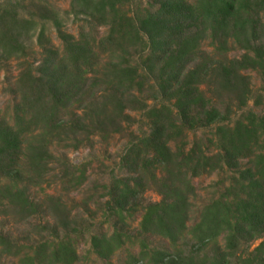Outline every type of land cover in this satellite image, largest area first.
Segmentation results:
<instances>
[{"label": "trees", "instance_id": "16d2710c", "mask_svg": "<svg viewBox=\"0 0 264 264\" xmlns=\"http://www.w3.org/2000/svg\"><path fill=\"white\" fill-rule=\"evenodd\" d=\"M152 1L153 9L130 17L121 10V0H74L77 14L108 26L99 40L66 34L56 12L41 7L39 18L52 22L63 49L44 46L41 28L37 41L43 61L36 74L31 66L21 69L13 116L0 112V209L19 223L32 220L39 210L27 187L43 183L62 161L50 147L100 133L130 103L145 110L150 132L127 150L123 159L136 176L112 182L109 205L120 217L141 208L140 233L167 239L172 248L151 249L140 241L133 263L264 264V94L254 102L260 114L246 109L254 98L244 73L264 75V0ZM16 11L11 3L0 11V49L6 59L25 52L23 44L36 26ZM206 40L211 53L200 48ZM130 48L142 54L136 65L126 58ZM234 48L242 54L228 58ZM146 92L162 98L161 104L148 108L140 98ZM213 127L212 154L200 142L187 148L188 132ZM244 159L251 167L240 168ZM63 163L72 170L64 169L62 178L81 186L85 172ZM222 170L233 174L231 185L189 226L192 179ZM150 189L160 201L141 206ZM51 207L53 215L67 221L59 202ZM31 226L41 232L47 228ZM188 239L195 250L186 253L180 242ZM125 242L124 234L115 233L93 236L91 245L108 259ZM0 254L18 258L19 264L78 261L70 235L19 245L0 234Z\"/></svg>", "mask_w": 264, "mask_h": 264}, {"label": "rangeland", "instance_id": "374dc122", "mask_svg": "<svg viewBox=\"0 0 264 264\" xmlns=\"http://www.w3.org/2000/svg\"><path fill=\"white\" fill-rule=\"evenodd\" d=\"M5 3H11L15 7L19 19L33 18L36 21L35 28L29 32L23 44L25 52L20 53L19 58L6 59L0 49V112L8 119L13 116L15 104L19 99L16 88L21 69L31 66L36 74V69L43 61L42 48L37 41L40 29L44 28L45 31V38L42 41L44 46H54L60 51L63 49V44L52 22L39 18L42 6L55 11L59 20L62 21L63 31L75 38L82 36L86 39L94 37L99 40L107 33L108 26H101L97 20L77 14L73 9L74 0H0V11ZM152 5V0H125L124 4L121 0L120 6L123 12L133 17L143 14L148 9H153ZM200 48L206 53L213 51L210 41L207 40L202 42ZM128 53L126 58L129 63L136 65L142 55L141 52L130 48ZM241 54L242 51L234 48L227 55L228 58H236ZM244 73L249 77L254 98L248 102L246 109L260 114L261 107L255 106L254 102L257 95L264 94V75L254 70ZM140 98L145 101L148 108L160 105L162 101V98L153 99L148 92L140 95ZM124 107V112H121L120 116L114 120L115 122H109L100 127L102 130L100 133L90 134L87 138L80 137L78 140L55 142L50 147L52 155L62 161L55 163V168L46 176L43 183L36 186L30 185L26 189L27 196L38 207L39 213L32 220L19 223L16 221V216L10 213L4 215L0 209V234L10 237L19 245H30L57 237L61 239L70 235L78 254L76 264H132L131 255L136 256L139 253L140 241H145L151 249H172L167 239L140 233L143 214L141 208L130 214L126 213L122 217L116 215L110 208L108 191L112 182L116 179L136 176L123 158L133 144L149 134L151 126L145 110H140L139 105L126 103ZM239 115L240 112L233 114L230 124ZM214 132V127L188 132L187 148H190L194 142H200L205 152L212 154L214 146L209 140ZM63 161L85 172V181L81 186L75 188L72 183L68 185L67 181L62 178L64 169L68 170L67 173L72 170L69 169L72 167H68ZM248 167H251L248 159L240 162L241 169ZM75 173L79 175L80 172L77 170ZM232 176L231 171L222 170L202 174L192 179L195 196L190 200L192 212L188 222L189 226L196 223L200 211L206 204L226 192L231 185ZM160 199V195L150 189L139 201L141 206H145L151 202H158ZM56 202L61 204L60 210L68 217L67 221L53 215L51 206ZM29 223L41 227L45 225L47 228L41 232ZM115 233L124 234L126 242L110 258H101L92 248V237L102 235L111 237ZM259 242L253 243L251 249ZM180 245L186 253L195 250L194 242L189 239L181 241ZM209 250L208 248L207 251ZM0 264H19V262L16 257L0 254Z\"/></svg>", "mask_w": 264, "mask_h": 264}]
</instances>
